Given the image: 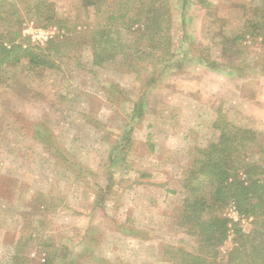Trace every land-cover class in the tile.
Instances as JSON below:
<instances>
[{
    "label": "rangeland",
    "instance_id": "374dc122",
    "mask_svg": "<svg viewBox=\"0 0 264 264\" xmlns=\"http://www.w3.org/2000/svg\"><path fill=\"white\" fill-rule=\"evenodd\" d=\"M110 1L0 0V30L20 29L23 47H44L95 26V5ZM207 2H192L184 22L170 6V33L183 28L190 39L185 53L171 48L181 68L158 63L161 47L138 71L118 59L94 65L79 36L52 67L0 64V264H40L52 251V264H171L165 248L195 252L178 213L188 169L218 139L217 119L253 130L248 158L264 166V35L236 48L224 40L259 4ZM221 214L244 232L262 223L232 205ZM230 230L217 264L234 244Z\"/></svg>",
    "mask_w": 264,
    "mask_h": 264
},
{
    "label": "trees",
    "instance_id": "16d2710c",
    "mask_svg": "<svg viewBox=\"0 0 264 264\" xmlns=\"http://www.w3.org/2000/svg\"><path fill=\"white\" fill-rule=\"evenodd\" d=\"M255 1L259 7L250 12L245 30L233 38L224 37L227 44L236 48L246 40V36L256 38L264 35V0ZM110 2L105 10L95 5V12L101 13L95 26L79 32V35L51 38L44 47L29 44L23 47V41L17 40L21 36L20 29L0 30V64L13 65L25 58L31 67H52L54 57L62 54L79 36L76 40L90 47L94 65L118 59L127 70L138 71V60L150 59L161 47L163 55L158 58V63H165L166 68H181V59L174 57L171 48L175 50L176 47L178 52L185 53L190 39L183 28L182 34L176 38V33H170V6L178 9L182 22L192 2L207 8L210 6L207 0ZM3 40H7V44ZM198 62L217 68V64L207 56H199ZM259 71L264 73V61L260 63ZM215 125L219 129L218 139L201 149L188 169L189 176L184 181L187 195L178 213L179 225L195 236L196 251L179 249L181 256L170 247L163 253L172 261L171 264H217V248L228 238L232 228L234 244L226 252L224 264H264V166L248 158L251 142L256 140L255 132L230 126L224 118L217 119ZM130 127L129 124L123 127L121 147L129 140ZM203 182L210 186L209 195L201 189ZM227 205H232L239 216L253 217L254 223L262 222L259 228L242 231L230 217L221 214ZM54 252L48 253L49 256L40 264H52Z\"/></svg>",
    "mask_w": 264,
    "mask_h": 264
}]
</instances>
